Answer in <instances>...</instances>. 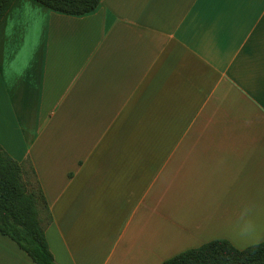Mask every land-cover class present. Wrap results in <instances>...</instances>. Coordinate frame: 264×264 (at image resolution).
I'll list each match as a JSON object with an SVG mask.
<instances>
[{"label":"crops","instance_id":"obj_1","mask_svg":"<svg viewBox=\"0 0 264 264\" xmlns=\"http://www.w3.org/2000/svg\"><path fill=\"white\" fill-rule=\"evenodd\" d=\"M0 146L43 194L56 264L264 242V0H15ZM0 264L35 263L0 233Z\"/></svg>","mask_w":264,"mask_h":264},{"label":"trees","instance_id":"obj_2","mask_svg":"<svg viewBox=\"0 0 264 264\" xmlns=\"http://www.w3.org/2000/svg\"><path fill=\"white\" fill-rule=\"evenodd\" d=\"M15 0H0V21ZM59 13L83 15L102 0H34ZM50 215L32 172L0 146V233L14 241L35 264H56L45 229ZM163 264H264V242L239 250L226 240H214L187 250Z\"/></svg>","mask_w":264,"mask_h":264}]
</instances>
